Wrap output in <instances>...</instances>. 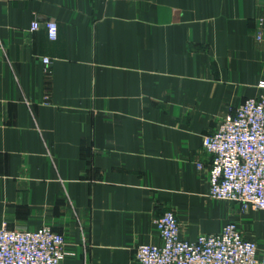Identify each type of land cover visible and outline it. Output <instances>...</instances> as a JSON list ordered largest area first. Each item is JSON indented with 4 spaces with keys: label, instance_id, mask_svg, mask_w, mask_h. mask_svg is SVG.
Segmentation results:
<instances>
[{
    "label": "crops",
    "instance_id": "crops-1",
    "mask_svg": "<svg viewBox=\"0 0 264 264\" xmlns=\"http://www.w3.org/2000/svg\"><path fill=\"white\" fill-rule=\"evenodd\" d=\"M262 17L264 0H0V228L51 226L62 264H138L172 210L181 238L234 222L264 256V210L208 195L202 146L264 95Z\"/></svg>",
    "mask_w": 264,
    "mask_h": 264
},
{
    "label": "built area",
    "instance_id": "built-area-1",
    "mask_svg": "<svg viewBox=\"0 0 264 264\" xmlns=\"http://www.w3.org/2000/svg\"><path fill=\"white\" fill-rule=\"evenodd\" d=\"M38 26L33 20L30 30ZM44 27L48 38L56 39L57 23L46 20ZM254 37L264 41V17L257 19ZM42 61L46 66L50 63L48 57ZM259 86L264 88V81ZM202 146L211 156L206 168L208 195L264 210V95L244 99L233 114L203 136ZM196 166L204 169L200 161ZM154 225L160 243L138 244V264H264V256L258 258L256 242L246 239L234 222L225 223L217 233L200 234L193 240L180 237L179 222L172 210H165ZM64 245L63 234L49 225L36 229H8L3 225L0 264H62Z\"/></svg>",
    "mask_w": 264,
    "mask_h": 264
}]
</instances>
